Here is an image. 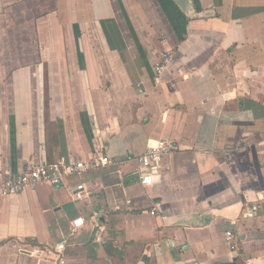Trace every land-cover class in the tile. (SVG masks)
<instances>
[{"label":"crops","instance_id":"obj_1","mask_svg":"<svg viewBox=\"0 0 264 264\" xmlns=\"http://www.w3.org/2000/svg\"><path fill=\"white\" fill-rule=\"evenodd\" d=\"M159 140L143 188L123 161ZM99 154L0 194V264H264V0H0V176Z\"/></svg>","mask_w":264,"mask_h":264},{"label":"built area","instance_id":"obj_2","mask_svg":"<svg viewBox=\"0 0 264 264\" xmlns=\"http://www.w3.org/2000/svg\"><path fill=\"white\" fill-rule=\"evenodd\" d=\"M172 61L170 54L161 56L159 62L153 66V74L158 79L165 67ZM176 147L170 141L159 140L153 144H148L145 151L139 155H127L124 163H133L137 167L139 184L145 188L150 186L156 168L160 165L161 160L176 151ZM114 160L106 156L96 155L86 161H75L71 164L64 162H54L50 164H32L29 163L23 173L13 175L5 174L0 176V194L3 196L17 195L25 190H34L38 185L60 186L70 177H79L83 174L98 170L108 166L115 165ZM92 192V186L89 183H79L69 189L71 201H80ZM263 206L258 204L251 208L252 212L262 210ZM150 214L153 216L154 211ZM84 225L82 219L72 222V231L79 229ZM225 239L231 250L236 251L237 244L233 240L230 231L225 233ZM39 259L41 264H64V244L60 243L53 248L44 247L32 252Z\"/></svg>","mask_w":264,"mask_h":264}]
</instances>
